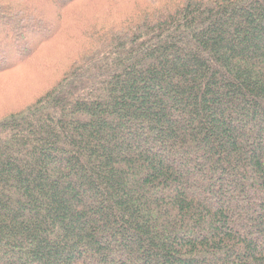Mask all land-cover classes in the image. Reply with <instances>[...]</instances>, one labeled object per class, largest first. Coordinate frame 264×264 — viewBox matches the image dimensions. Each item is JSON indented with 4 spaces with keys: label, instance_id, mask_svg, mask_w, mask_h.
Returning <instances> with one entry per match:
<instances>
[{
    "label": "trees",
    "instance_id": "16d2710c",
    "mask_svg": "<svg viewBox=\"0 0 264 264\" xmlns=\"http://www.w3.org/2000/svg\"><path fill=\"white\" fill-rule=\"evenodd\" d=\"M0 264H264V0H0Z\"/></svg>",
    "mask_w": 264,
    "mask_h": 264
}]
</instances>
